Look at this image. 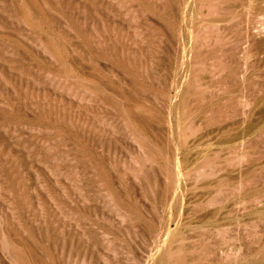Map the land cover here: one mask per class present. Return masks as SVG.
I'll use <instances>...</instances> for the list:
<instances>
[{"label":"rangeland","instance_id":"obj_1","mask_svg":"<svg viewBox=\"0 0 264 264\" xmlns=\"http://www.w3.org/2000/svg\"><path fill=\"white\" fill-rule=\"evenodd\" d=\"M0 264H264V0H0Z\"/></svg>","mask_w":264,"mask_h":264}]
</instances>
